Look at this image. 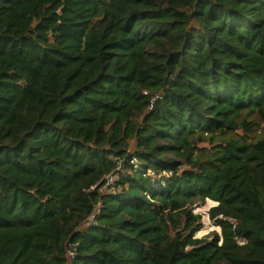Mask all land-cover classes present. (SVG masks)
Here are the masks:
<instances>
[{
    "label": "trees",
    "instance_id": "trees-1",
    "mask_svg": "<svg viewBox=\"0 0 264 264\" xmlns=\"http://www.w3.org/2000/svg\"><path fill=\"white\" fill-rule=\"evenodd\" d=\"M0 264H264V0H0Z\"/></svg>",
    "mask_w": 264,
    "mask_h": 264
},
{
    "label": "rangeland",
    "instance_id": "rangeland-1",
    "mask_svg": "<svg viewBox=\"0 0 264 264\" xmlns=\"http://www.w3.org/2000/svg\"><path fill=\"white\" fill-rule=\"evenodd\" d=\"M213 206V203L211 201H206L204 205H202L201 207L196 209V212L201 214L202 216V223H203V227L201 228V230L199 232L196 233L195 237L196 238H203L206 237L210 232L216 230L218 231L217 228H215L212 225V222L208 219L207 217V210Z\"/></svg>",
    "mask_w": 264,
    "mask_h": 264
},
{
    "label": "built area",
    "instance_id": "built-area-1",
    "mask_svg": "<svg viewBox=\"0 0 264 264\" xmlns=\"http://www.w3.org/2000/svg\"><path fill=\"white\" fill-rule=\"evenodd\" d=\"M113 179L111 178L110 181H112Z\"/></svg>",
    "mask_w": 264,
    "mask_h": 264
}]
</instances>
